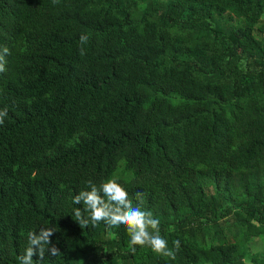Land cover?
Wrapping results in <instances>:
<instances>
[{"label": "trees", "instance_id": "obj_1", "mask_svg": "<svg viewBox=\"0 0 264 264\" xmlns=\"http://www.w3.org/2000/svg\"><path fill=\"white\" fill-rule=\"evenodd\" d=\"M263 16L264 0H0V264L48 230L34 264H264ZM108 179L175 260L80 227L73 197L91 180L107 199Z\"/></svg>", "mask_w": 264, "mask_h": 264}, {"label": "clouds", "instance_id": "obj_2", "mask_svg": "<svg viewBox=\"0 0 264 264\" xmlns=\"http://www.w3.org/2000/svg\"><path fill=\"white\" fill-rule=\"evenodd\" d=\"M59 0H52L53 4L58 3ZM89 37L86 34H81L80 55H84V46L88 43ZM3 53L10 54L8 47H0ZM7 61L5 55H0V73L6 70L5 65ZM8 110L4 108L0 110V125L4 124V118L7 116ZM90 191L81 190L79 195L73 197L74 204H83V212L87 214L88 219L82 218V211L80 208L74 210L75 218L79 222L81 228L88 227L91 224L93 227L103 222L109 230L119 229L123 227L129 239V249L134 254L137 246L143 248L148 247L157 256L168 257L172 260L176 259V252L180 249V241H173V247L169 248L168 241L160 235V221L154 218L150 211H144L139 206H134L133 202L128 198V192L118 182L108 179L99 184V190H102L104 199L98 194V188L91 180L87 181ZM115 202V203H112ZM52 230L42 231L39 236L34 232L27 234L28 247L25 252L19 256V264H34L33 246L39 247V257L43 259L44 247L43 245L49 243L48 237L52 235ZM115 233L109 231V235ZM52 256L59 255V249L52 247ZM244 264H249L247 258Z\"/></svg>", "mask_w": 264, "mask_h": 264}, {"label": "rangeland", "instance_id": "obj_3", "mask_svg": "<svg viewBox=\"0 0 264 264\" xmlns=\"http://www.w3.org/2000/svg\"><path fill=\"white\" fill-rule=\"evenodd\" d=\"M261 24H264V16L262 17ZM250 248L252 251L263 252L264 251V239L251 240Z\"/></svg>", "mask_w": 264, "mask_h": 264}]
</instances>
